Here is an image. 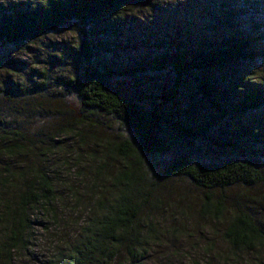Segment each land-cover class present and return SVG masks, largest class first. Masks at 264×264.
Wrapping results in <instances>:
<instances>
[{
    "label": "trees",
    "instance_id": "1",
    "mask_svg": "<svg viewBox=\"0 0 264 264\" xmlns=\"http://www.w3.org/2000/svg\"><path fill=\"white\" fill-rule=\"evenodd\" d=\"M57 32L73 42L18 73ZM0 73V264L39 236L33 264H141L202 229L204 264H264V0H0ZM161 180L194 194L164 203ZM145 205L185 226L141 230Z\"/></svg>",
    "mask_w": 264,
    "mask_h": 264
},
{
    "label": "rangeland",
    "instance_id": "2",
    "mask_svg": "<svg viewBox=\"0 0 264 264\" xmlns=\"http://www.w3.org/2000/svg\"><path fill=\"white\" fill-rule=\"evenodd\" d=\"M73 37L72 35L65 33V32H57L52 33L48 36H46L41 41H36L35 43L30 44L27 48L24 49V51L21 52V54L18 56L21 60L20 63L17 64L18 70L17 72L21 75H27L30 76V78H34V73L36 70H42V66L40 64L43 63V59L47 58L50 53H53L57 48L60 49L64 44L66 43H72ZM34 66V67H33ZM56 70V68H55ZM11 73H17L13 70H9ZM1 74V73H0ZM15 77V76H14ZM13 77V78H14ZM1 79V75H0ZM29 81H32L29 79ZM66 101L68 103V106L70 110L77 114L78 113V104L76 100L73 97L68 96L66 98ZM104 123H102V129L104 132L100 134L101 137H105L106 135H111L114 139H121L119 136L118 129L114 126L115 124L109 120V119H103ZM95 131L98 132L97 129ZM147 162L149 160H146ZM153 163L152 161H149V163ZM160 184V190L161 192H164V198L162 201L164 203H168L169 199L172 202V195H170V189L172 191L178 192L182 195H185L186 197H191V195L194 194V191L187 186L186 183L182 181L172 180V181H165L161 180L159 182ZM237 189L235 188H228L223 193L225 195H228L229 197H232V194H236ZM252 194V193H250ZM171 196V198H170ZM189 202V199L187 203ZM262 203V202H261ZM258 203L257 206L264 209V204ZM185 202H177L175 204V207L181 208ZM261 209L257 208L256 211H259ZM160 215L157 213V211H152V209L149 207V205H145L144 209L141 212V217L139 221V226L141 230L146 231L148 229V226L152 227V224L154 226H158L159 231H168L167 224H179L183 223L182 227L185 226V223L183 220H172L167 219L165 221H160L158 223V220H161L163 217H159ZM155 221V222H153ZM163 224V226H161ZM153 228V227H152ZM218 229H220V226H217ZM188 230V229H187ZM145 232L141 234L143 236ZM162 234L165 236V234L162 232ZM170 234V233H169ZM191 236L186 237L184 235H177V236H167V238L159 237V240L155 244H151L152 246L150 249L145 253V257L141 260V264H196L197 261H199V264H204V260L201 258L203 255L199 252V249L202 248L203 245H207L210 242H213V245L216 247H220L221 243L219 241V237L214 235L213 233L203 230L200 231V233H195L194 231L190 232ZM50 254V250L48 249L47 242H44L42 237H37L36 241L33 245V250L31 252L30 258L32 259V264L34 262H37L38 260L45 259ZM127 258L126 255L124 256V253L122 255H119L118 260L115 261L112 264H127Z\"/></svg>",
    "mask_w": 264,
    "mask_h": 264
}]
</instances>
